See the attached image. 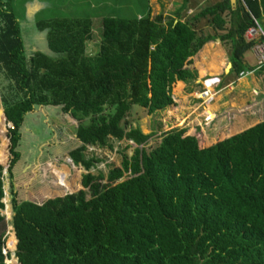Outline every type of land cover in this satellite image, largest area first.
I'll return each mask as SVG.
<instances>
[{
	"label": "trees",
	"instance_id": "trees-1",
	"mask_svg": "<svg viewBox=\"0 0 264 264\" xmlns=\"http://www.w3.org/2000/svg\"><path fill=\"white\" fill-rule=\"evenodd\" d=\"M134 1L124 5L147 0ZM191 1L168 15L139 17L133 8L103 15L102 38L91 54L87 11L37 20L49 51L28 53L14 1L0 0V73L8 82L0 89V223L8 169L14 213L8 246H17L12 263L264 264V121L211 145L201 131L175 128L153 147L156 133L129 122L136 107L152 115L174 106L172 88L197 79L186 65L207 44L220 41L229 49V76L239 80L256 69L244 57L263 41L248 42L245 33L254 19L264 20V0H237L235 7L223 0L190 14ZM42 107L79 122L82 145L69 156L89 173L84 189L38 205L19 202L12 186L21 128ZM206 113L215 117L211 106ZM114 141L136 147L127 145L132 155L123 153L108 174H94L103 160L90 148L114 149ZM70 169L52 168L58 193L74 190ZM5 248L0 238V264L10 257Z\"/></svg>",
	"mask_w": 264,
	"mask_h": 264
},
{
	"label": "rangeland",
	"instance_id": "rangeland-1",
	"mask_svg": "<svg viewBox=\"0 0 264 264\" xmlns=\"http://www.w3.org/2000/svg\"><path fill=\"white\" fill-rule=\"evenodd\" d=\"M13 1L14 10L20 22L22 20L21 28L24 32L23 36L28 53H32L37 49V51H49L46 32L41 33L38 31L36 28L37 20H48L52 17H72L74 15L82 16L83 12L87 11L86 14L93 18L94 28L93 38L88 42L87 46V51L91 54L96 52L99 41L102 38L101 21L103 15H112L115 10L120 8L124 12H126L125 10H129V8H133L134 13H138L139 17L148 12L153 16L159 13L168 15V13L172 14L178 8L177 5L182 3V0H147L142 4L129 3L127 5H124V2L128 0ZM220 1L223 0H192V11H190V14L204 8L207 4L214 5ZM236 4L237 0L234 7ZM201 52V55L199 52V55L194 57L196 61L193 59L191 64L186 65L196 72L199 70V73L197 72V79L181 83L180 89L172 88L175 101L174 106L152 115H149L147 110L137 107L132 111L129 122L134 127H139L144 134L156 133L150 139L149 147H153L159 142V136L162 132L175 128H185L186 134L192 135L201 131L204 143L211 145L264 121L263 94L249 89L251 86L247 89H239V81L233 75L231 78H226V72L223 71H221L224 74L221 75L223 80L220 78L219 80H222L221 84L217 86L219 90L213 85V81L218 76L215 75L217 72L213 69H208L205 62L207 59L213 57L215 60L222 62L223 70L226 71L228 64H230L229 49L222 45L220 41H216L207 44ZM205 54L209 56L206 59L202 56ZM210 55L212 56L210 57ZM260 56L258 49L247 53V57L252 65L258 64ZM231 71L232 68L228 69L227 74L229 75ZM200 72L202 76L199 75ZM4 79L5 74L0 73V89L3 92L6 85H8L7 80ZM3 80L6 83H3L1 86ZM246 81L250 82L251 78L247 76L244 79L245 83ZM229 85L234 89H226ZM210 86L212 89L207 91L205 88L208 89ZM204 92H208V95ZM1 99L2 97L0 96V101ZM209 106L215 111V117L212 119L206 113V108ZM0 107H3L1 103ZM36 111L40 114L37 120L31 117L30 121L29 119L27 120L29 123H25L21 128L22 144L19 150L22 158L13 169L12 190L17 195L19 202L31 201L40 205L55 197H62L84 189L82 181L84 175L89 172L83 166H75L69 157L71 150L82 145V143H79L78 136H76V127H78L79 122L66 117H64V121L60 120L61 114H58L59 111L57 110H48L42 107ZM31 121H35V123ZM129 144L136 147L132 142L126 141H114L112 143L114 149L91 147L89 154H96L103 160V163L93 169L92 172L98 174L104 171L108 174L111 168L121 165L123 153H127L129 156L133 153V148H127ZM54 166L58 169L66 166L71 168L68 182L74 185L72 192L58 193L56 190L58 189L56 178L52 174ZM5 172H7V198L4 200L5 210L2 214L5 216V220L3 223H0V238L5 241L6 252L10 253V257L6 259L7 264H15L12 262L13 259L15 261L17 259L15 255L16 248L12 251L8 246L9 232L14 230V228L12 227L13 212L8 205L9 201H12L11 181L8 170L6 169ZM44 196L48 198H43ZM11 208H13L12 203Z\"/></svg>",
	"mask_w": 264,
	"mask_h": 264
},
{
	"label": "crops",
	"instance_id": "crops-1",
	"mask_svg": "<svg viewBox=\"0 0 264 264\" xmlns=\"http://www.w3.org/2000/svg\"><path fill=\"white\" fill-rule=\"evenodd\" d=\"M182 2H183V0H182ZM182 4V3H181ZM173 5V4H172ZM180 4H178L177 6H179ZM176 6V7H177ZM175 7V8H176ZM174 8V9H175ZM249 53V52H248ZM200 55L202 54V52H200L199 53ZM199 54H197V55H199ZM202 56H204V58L206 59V57H209V56H206V54L205 55H202ZM212 55H210V57H211ZM214 57H216V56H214ZM254 59V58H253ZM194 60H195V58H194ZM248 62H247V61ZM196 61V60H195ZM244 61L246 62V64L248 65V66H250V67H256V69L254 70V73H260L261 75H260V78H257V76H256V74L255 75H253L254 73L253 72H247V74L245 75V76H243V78H241V79H239L238 81H241V80H244L245 78H247V76H249V78H251V81L250 82H248V81H246L247 83H248V85L249 86H251L249 89H252L254 92H259L260 94H263V96H264V66H262L261 68H257V65L258 64H254V65H252V64H250V60L248 59V57H247V53H246V55H245V57H244ZM213 62H214V64H213ZM206 64H207V68L208 69H213V70H215L217 73L215 74V75H218L217 76V80H219L220 78L222 79V76L221 75H224V74H222L221 73V71H223V72H226V78H231V76H229L228 74H227V71H224L223 70V66H222V62L221 61H219V60H215L213 57L212 58H209V59H207L206 60V62H205ZM230 63V62H229ZM249 63V64H248ZM211 64V65H210ZM209 67H211V68H209ZM198 73H199V70L197 71ZM206 73V72H205ZM200 76H202V74H201V72H200V74H199ZM203 78H204V76H203ZM223 78H224V76H223ZM223 80V79H222ZM222 80H220V84H221V81ZM217 89H218V87L217 86H215ZM206 90H208L209 89V87H208V89L207 88H205ZM212 89V88H211ZM221 89V88H220ZM226 89H234L231 85H229V87L228 88H226ZM210 90V89H209ZM214 90V89H213ZM219 90V89H218ZM58 114H61V116L59 117V119L60 120H62V121H64V117H66V118H70L69 116H65V115H63V113H61V111L59 110V113ZM71 119V118H70ZM68 122H69V120H68ZM246 130V129H245ZM240 133V132H239ZM79 140V139H78ZM79 143H80V141H79ZM75 149V148H74Z\"/></svg>",
	"mask_w": 264,
	"mask_h": 264
},
{
	"label": "built area",
	"instance_id": "built-area-1",
	"mask_svg": "<svg viewBox=\"0 0 264 264\" xmlns=\"http://www.w3.org/2000/svg\"><path fill=\"white\" fill-rule=\"evenodd\" d=\"M255 21V25L250 27L246 33H245V39L248 41V42H251V41H257L259 39H261L263 42L257 46L254 47V49H258L259 50V53H260V60L258 62V65L257 66H264V20L262 22L254 19ZM253 49V50H254ZM247 74L242 72L241 73V78H243V76H245ZM217 81V83H216ZM213 85L214 86H219L220 84V80H217L215 79L213 81ZM209 89H211V86L209 87ZM209 89L207 91H209ZM205 94L208 95V92H204ZM5 252H6V249H5Z\"/></svg>",
	"mask_w": 264,
	"mask_h": 264
},
{
	"label": "water",
	"instance_id": "water-1",
	"mask_svg": "<svg viewBox=\"0 0 264 264\" xmlns=\"http://www.w3.org/2000/svg\"><path fill=\"white\" fill-rule=\"evenodd\" d=\"M232 1V4L234 5L235 4V2H236V0H231ZM232 68V64L230 63V64H228V67H227V72H228V69H231ZM79 141H80V143H81V140L79 139ZM8 170V169H7ZM5 174L7 175V172H5ZM6 183L7 182H5V199L7 198V193H6ZM72 194V193H71ZM4 199V200H5ZM3 200V201H4ZM9 201V200H8ZM5 203V202H4ZM11 203H12V201H9V203H8V205H9V208L12 210V212H13V208H11ZM6 208H7V206H6ZM13 215H14V213H13ZM13 217V216H12ZM12 220H13V218H12ZM11 220V221H12ZM12 227L14 228V226H13V221H12ZM15 236H16V233H15ZM17 237V236H16ZM16 249H17V246H16Z\"/></svg>",
	"mask_w": 264,
	"mask_h": 264
},
{
	"label": "clouds",
	"instance_id": "clouds-1",
	"mask_svg": "<svg viewBox=\"0 0 264 264\" xmlns=\"http://www.w3.org/2000/svg\"><path fill=\"white\" fill-rule=\"evenodd\" d=\"M83 188H84V186H83Z\"/></svg>",
	"mask_w": 264,
	"mask_h": 264
},
{
	"label": "bare ground",
	"instance_id": "bare-ground-1",
	"mask_svg": "<svg viewBox=\"0 0 264 264\" xmlns=\"http://www.w3.org/2000/svg\"><path fill=\"white\" fill-rule=\"evenodd\" d=\"M234 6V5H233Z\"/></svg>",
	"mask_w": 264,
	"mask_h": 264
},
{
	"label": "flooded vegetation",
	"instance_id": "flooded-vegetation-1",
	"mask_svg": "<svg viewBox=\"0 0 264 264\" xmlns=\"http://www.w3.org/2000/svg\"><path fill=\"white\" fill-rule=\"evenodd\" d=\"M70 157V156H69Z\"/></svg>",
	"mask_w": 264,
	"mask_h": 264
}]
</instances>
